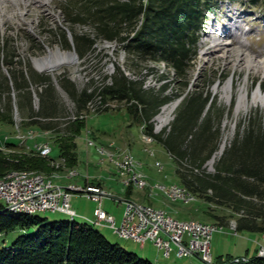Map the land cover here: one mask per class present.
<instances>
[{"label": "rangeland", "instance_id": "obj_1", "mask_svg": "<svg viewBox=\"0 0 264 264\" xmlns=\"http://www.w3.org/2000/svg\"><path fill=\"white\" fill-rule=\"evenodd\" d=\"M101 2L106 7L112 0H0V5L2 4L0 49H3L5 54L16 56L17 61L25 59L27 64L37 68H39L38 60L48 58L50 51L75 53L78 57L74 64L64 62L57 64L55 66L57 68L53 71H48L58 73L60 87L68 83L74 88L72 93L66 88H59L60 105L65 107V111L59 116L61 119L53 118L54 125L50 124V129H54V132L49 133L48 137H41L39 133L36 134L29 129L21 131L25 121L16 113L12 124L14 127L0 124L1 128L8 129L24 142L21 146H12L0 137L3 140L0 143V153L6 157L25 155L33 160V163L24 168L6 171L0 175V182L41 176L52 180L54 184H59L57 182L60 181V184L62 182L64 185L79 188L99 186L112 196V198H104L101 204L106 211L116 217L118 224L122 220L125 206L114 198L128 199L160 211L165 217L183 224L202 223L220 228L212 233L210 240L209 247L213 262L219 256L257 255L258 243L261 242L264 248L262 234L246 230L236 232L235 217L227 208L207 203L202 197L196 196L187 189L189 193L181 199H173L169 196L167 188L175 185L183 187L174 174L176 163L163 147L152 138H142V135H148L145 133V125L148 122L151 123L153 133L159 134L162 130H168L179 104L186 95L201 91L202 96L207 98L205 107L211 106L222 114L218 124L220 133L216 148L200 166L204 170L212 171L214 161L234 138L238 127L242 128L252 115L259 116L264 122V105L251 102L253 93L258 89L264 94V76L261 71L256 72L252 69L247 72L244 68L246 55L252 57L255 65L264 64L262 63L264 27L260 26L262 22L254 20L258 16L260 21H264L260 16L259 7L248 6L246 0H223L214 5V9L209 12L204 23L197 42L196 55L190 60V68L184 84L173 74L174 71L170 66L162 61H146V65L140 64L139 69L127 68L126 50L123 49L122 42L102 35L97 36L96 19L98 10L101 9ZM236 14L238 15L234 16ZM233 20H240L238 24L241 27H248L249 30L244 34L237 29L228 30L226 27ZM228 31L231 32L229 40L233 39L232 45L215 51L217 43H214V39L222 38L223 33ZM81 32L88 33L95 41L88 53L80 56L74 47L73 33ZM239 41H244V45H238ZM230 47L234 49L232 53L228 52ZM223 49H227V53L222 54L220 51ZM117 66H120L125 75L127 74L131 79H137L139 71L147 75L142 88L145 89V98L152 103L166 97V100L156 106L148 121H135L127 112L124 100H114L106 105L107 109L104 106V110L101 111L95 108L88 112L86 107L76 113L78 108L76 103L81 104L77 102L81 91H90L104 82L110 83L116 74ZM150 67L156 69V75L164 74V76L159 77L148 71ZM230 79H232V95L227 100L224 88ZM246 82L249 105L245 109L237 110L239 92ZM57 83L53 84L56 86ZM37 94L40 97L42 95L38 89ZM35 101L36 104L40 103L38 99ZM175 103L176 106L169 115V122L160 127L159 118L165 116L169 107ZM88 107L90 108V104ZM83 112H86L85 118L80 117V113ZM65 117L69 119L65 120ZM74 120L81 121L84 126L78 133L70 135V142H74L77 147L76 163L69 165L66 155H60L56 140L61 136L67 137L63 134L66 133L64 125ZM43 135L46 133L43 132ZM36 136L41 137L36 141L38 143L33 145L31 141V145L25 144L26 140H34ZM40 145H49L51 150L43 155L39 150ZM212 156L213 160H211ZM42 158L44 162H41ZM39 166L44 169L38 170ZM72 194L69 202L71 209L76 212L74 218L62 211L42 210L35 214L49 221L72 218L78 222L90 223L109 240L118 242L128 252L147 259L151 264H207L196 256L178 257L174 251L170 256L165 257L163 251L149 240L141 247L132 239L121 238L110 227L94 223L93 210L98 206V202L80 192H72ZM216 216L221 219H216ZM22 233L23 230L16 229L0 235V247L11 245Z\"/></svg>", "mask_w": 264, "mask_h": 264}, {"label": "trees", "instance_id": "obj_2", "mask_svg": "<svg viewBox=\"0 0 264 264\" xmlns=\"http://www.w3.org/2000/svg\"><path fill=\"white\" fill-rule=\"evenodd\" d=\"M217 1L220 0H112L106 7L101 2L96 19L97 36L122 42L127 68L134 70L139 69L140 64L146 65V61H162L185 84L190 60L197 51L198 31L206 11ZM246 1L248 6H258L264 13V0ZM73 41L81 56L83 52L88 53L95 40L88 33L81 32L73 33ZM15 57L12 55L11 60ZM148 71L157 74L153 67ZM138 74L137 79H131L117 66L110 83L81 91L77 101L81 104L76 103V113L86 107L89 112L88 104L101 111L114 100H124L127 112L135 121H148L156 106L166 97L153 103L145 98L142 83L147 75L140 71ZM66 89L74 92L68 83ZM206 101L201 91L189 93L179 104L168 130L153 133L148 122L145 133L172 157L176 163L174 174L182 188L207 203L227 208L235 217L236 231L264 234V122L259 116L249 117L214 161L213 170H204L200 166L216 148L222 115L211 106L205 107ZM81 123L74 120L65 124L66 133L63 134L67 137L56 140L60 155H66L69 165L76 163L77 147L70 142V135L81 130L84 126ZM41 125L48 127L45 123ZM9 145L17 146L14 143ZM13 156L0 153V175L33 163L25 155ZM41 162H44L43 158ZM42 166L38 170L44 169ZM216 219L221 218L216 216ZM16 229L24 233L11 245L0 247V264H151L147 259L128 252L118 242L109 240L90 223L75 219L49 221L37 214L17 213L1 207L0 235ZM234 258L219 256L211 264H264V258L256 254L246 260Z\"/></svg>", "mask_w": 264, "mask_h": 264}, {"label": "built area", "instance_id": "obj_3", "mask_svg": "<svg viewBox=\"0 0 264 264\" xmlns=\"http://www.w3.org/2000/svg\"><path fill=\"white\" fill-rule=\"evenodd\" d=\"M143 127L141 126V128ZM142 138L152 137L142 135ZM72 192H80L98 202V206L94 209V222L109 226L121 238L132 239L138 242L141 247L145 241L149 240L163 251L165 257L170 256L174 251L178 257L196 256L207 264L211 263L210 240L212 233L217 229L171 221L160 214L150 213L145 208H135L117 200L118 203L125 206L122 220L118 224L116 217L106 211L101 204V201L109 196H103V190L97 189L96 186L79 188L40 183L38 180L0 184V208L13 207L18 210L35 212L42 210L64 211L74 217L76 212L71 209L69 202L73 195ZM167 192L171 193V188H167ZM262 237L264 240L263 234ZM257 256L264 258L262 244L259 245ZM241 258L246 259L245 257Z\"/></svg>", "mask_w": 264, "mask_h": 264}, {"label": "crops", "instance_id": "obj_4", "mask_svg": "<svg viewBox=\"0 0 264 264\" xmlns=\"http://www.w3.org/2000/svg\"><path fill=\"white\" fill-rule=\"evenodd\" d=\"M84 54L83 52L82 55ZM11 57L12 54H5L3 49H0V124H9L14 127L12 124H14V114L16 113L25 121V124H22L23 130L21 129V131L29 129L31 132L39 133L41 137H48L49 133L54 132V129H50L51 126L49 127L50 124L54 123L53 118L59 117L65 111V107L60 105L59 88L65 89L66 84L60 87L58 73L55 71L48 72L54 69H46L40 66L37 68L32 64H27L25 59L17 61L16 58L11 60ZM55 82H58L56 86L53 84ZM37 89L38 92L42 93L41 97L37 94ZM36 99L40 100V103L36 104ZM41 123H45L48 127L40 126ZM0 132H2V134L0 133L2 139H8L6 143H14L17 146L24 143L22 139L17 138L4 127H0ZM43 132L46 135H43ZM41 137L36 136L38 139L26 140L25 144L31 145L33 142L34 145L38 143L36 141ZM57 183L60 184V181ZM61 184L64 185L62 182ZM234 230L236 231V228ZM261 244V242L258 243L257 248ZM245 256L252 255L242 257Z\"/></svg>", "mask_w": 264, "mask_h": 264}, {"label": "bare ground", "instance_id": "obj_5", "mask_svg": "<svg viewBox=\"0 0 264 264\" xmlns=\"http://www.w3.org/2000/svg\"><path fill=\"white\" fill-rule=\"evenodd\" d=\"M20 1H24V0H20ZM28 1V0H27ZM2 5V4H1ZM0 5V6H1ZM1 9V8H0ZM4 10V8H3ZM238 27V26H236ZM237 29V28H236ZM227 31V30H226ZM242 33V32H241ZM231 34L230 31L228 32H224L223 33V36L222 38H216L214 39V43L217 45L215 51H217L219 48H225L226 46H231L232 45V42L233 39L230 41L229 40V35ZM216 40V41H215ZM227 40V41H226ZM225 41V42H223ZM238 45H244V41H239ZM247 45V44H246ZM244 50L248 51L246 48L242 47ZM227 50V49H226ZM226 50H221L220 52L222 54H225L227 53ZM230 51L228 52H231V51H234V49H232L231 47L228 49ZM232 53V52H231ZM247 54V53H246ZM241 57V56H240ZM247 58L246 60V65H245V69H247V72H249L250 70H255L256 72L257 71H261V73L263 74L264 76V64H262V66H257L254 64L253 62V59H251L252 57L249 55H246L245 56ZM78 57L77 55H75V53H61L59 50H56V51H50V55L48 58L44 59V60H38V66L40 67H43V68H51L52 70L53 69H56L57 67H55L57 64H61V63H64V62H68V64H74L76 61H77ZM205 59V58H204ZM243 59V58H242ZM37 62V61H36ZM239 62V61H238ZM259 63V62H258ZM262 63H264V61H262ZM259 65V64H258ZM242 66V65H241ZM253 72V71H252ZM260 74V73H259ZM225 94H226V99L229 100L230 97H231V91H232V79H230L225 88ZM252 103L254 104H257V103H261L262 105H264V94H262L261 90L258 89L257 91H255V93H253L252 95V100H251ZM249 105V94H248V88H247V82L241 87L240 89V92H239V99H238V106H237V110H240V109H245L247 108V106ZM176 106V103L173 104L171 107H169V110L167 112V114L165 116H162L159 118L160 120V127L166 123L168 120H169V115H170V112L174 109V107ZM95 108L98 109V107H96L95 105H90V110H94ZM250 108V107H249ZM86 114H82L80 117L81 118H85ZM79 117V118H80ZM169 122V121H168ZM164 126V125H163ZM4 141H8L6 138L3 139ZM1 138H0V143L3 141ZM3 144V143H2ZM6 145V144H5ZM222 148V147H221ZM39 150L41 151V154L43 155H46L49 153V151L51 150V148L49 147V145H40L39 146ZM19 174V173H18ZM21 175V174H20ZM31 180H38L40 183H51V184H54L52 180H48L46 178H42L41 176L39 177H33V178H24V180H20V181H12V182H0V184H14V183H17V182H23V181H31ZM140 181V180H139ZM62 185V184H60ZM84 188H90V186H85ZM97 189L99 190H103L101 187L99 186H96ZM182 187L178 186V185H175L171 188V193H169V196L173 199H178V198H183L186 196L187 193H189L186 189H181ZM187 191V192H186ZM176 195H179V196H176ZM103 196H109L110 198H112V196L108 193V192H105L103 190ZM115 200H118V201H121L123 203H126L132 207H135V208H145L146 210H148L150 213H156V214H160L161 216H163L164 218L168 219V220H171V221H174L170 218H167L165 217V215L160 212V211H157L151 207H148V206H144V205H141V204H137L136 202L134 201H131V200H128V199H118V198H114ZM9 210H12V211H15V212H19V213H28V214H32V213H37L35 211H32V210H18L16 208H13V207H5ZM64 212V211H62ZM66 213V212H65ZM74 218V217H72ZM71 218V219H72ZM177 222V221H175ZM95 223V222H94ZM97 224V223H95ZM94 224V225H95ZM99 225H103V226H107L105 224H99ZM185 225H195V226H200V227H209V228H212V229H220L218 228L217 226H207L205 224H202V223H186ZM109 227V226H107ZM112 229V228H111ZM222 229V228H221ZM114 231V230H113ZM262 252H264V248H262ZM234 259H241V260H246V259H243V258H234Z\"/></svg>", "mask_w": 264, "mask_h": 264}, {"label": "water", "instance_id": "obj_6", "mask_svg": "<svg viewBox=\"0 0 264 264\" xmlns=\"http://www.w3.org/2000/svg\"><path fill=\"white\" fill-rule=\"evenodd\" d=\"M222 149V148H221ZM214 156V155H213ZM213 156L211 157V160H213Z\"/></svg>", "mask_w": 264, "mask_h": 264}]
</instances>
